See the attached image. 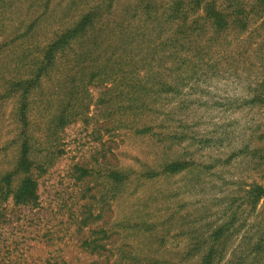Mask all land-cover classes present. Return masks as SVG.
Listing matches in <instances>:
<instances>
[{
	"label": "rangeland",
	"instance_id": "1",
	"mask_svg": "<svg viewBox=\"0 0 264 264\" xmlns=\"http://www.w3.org/2000/svg\"><path fill=\"white\" fill-rule=\"evenodd\" d=\"M163 2L0 0V264H264V28Z\"/></svg>",
	"mask_w": 264,
	"mask_h": 264
},
{
	"label": "trees",
	"instance_id": "2",
	"mask_svg": "<svg viewBox=\"0 0 264 264\" xmlns=\"http://www.w3.org/2000/svg\"><path fill=\"white\" fill-rule=\"evenodd\" d=\"M151 0H142V9L147 13H156L152 11ZM161 13L167 19H179L182 21L191 20L194 25V30L200 28V22L208 25L210 28L224 29L237 27L241 28L248 23L254 22L264 28V0H165L161 4ZM151 9V10H150ZM30 165L26 160L21 158L17 163V168L22 170L24 178L19 186L11 188L9 184V175L0 178V226L4 224L7 219L5 215V204L9 202L13 207H29L33 208L38 204V174L40 173L38 166ZM171 171L175 166H170ZM260 194H264V189H258ZM23 236V235H22ZM1 242L9 244L13 240L9 235L2 236ZM20 239V238H19ZM22 239H20V242ZM86 242H82L85 245ZM89 245V244H88ZM3 259V258H2ZM2 263V260H0Z\"/></svg>",
	"mask_w": 264,
	"mask_h": 264
}]
</instances>
